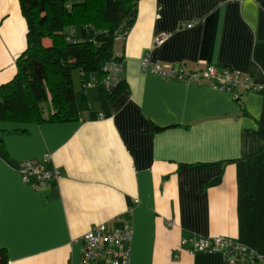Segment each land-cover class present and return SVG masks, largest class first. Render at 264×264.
Masks as SVG:
<instances>
[{"label":"crops","instance_id":"1","mask_svg":"<svg viewBox=\"0 0 264 264\" xmlns=\"http://www.w3.org/2000/svg\"><path fill=\"white\" fill-rule=\"evenodd\" d=\"M26 34L19 0H0V86L15 76ZM112 52L117 93L73 72L78 120L0 121L4 264H80V237L95 224L131 226L129 264H224L181 244L199 237L264 255V88L234 100L140 67L143 57L164 70L229 67L264 86V0H136ZM46 154L61 175L33 189L18 169Z\"/></svg>","mask_w":264,"mask_h":264},{"label":"trees","instance_id":"2","mask_svg":"<svg viewBox=\"0 0 264 264\" xmlns=\"http://www.w3.org/2000/svg\"><path fill=\"white\" fill-rule=\"evenodd\" d=\"M27 24L16 74L0 86V121L63 123L79 119L72 74H97L120 61L112 46L134 21L136 0H19ZM50 40L45 46L43 40ZM122 80L111 95L121 88ZM151 128L155 127L151 124ZM157 128V127H156ZM159 129V128H158ZM6 262L0 250V264Z\"/></svg>","mask_w":264,"mask_h":264},{"label":"built area","instance_id":"3","mask_svg":"<svg viewBox=\"0 0 264 264\" xmlns=\"http://www.w3.org/2000/svg\"><path fill=\"white\" fill-rule=\"evenodd\" d=\"M187 26L191 27V25ZM140 67L141 70L155 74L164 80L172 79L185 83L209 82L213 88L230 93L234 100H238L243 93L256 92L264 88L250 76L229 67L206 65L202 69L186 71L178 66L164 70L161 64L152 61L149 57L141 59ZM105 71L107 74L101 82L106 90L110 91L122 80L121 60L107 63ZM49 161L48 154L40 160L23 161L18 169L22 181L28 183L33 189L55 182L61 173L57 168L50 169ZM131 240L132 229L127 223L120 228H109L106 224L92 225L80 237V264H129ZM181 244L187 245L190 253H218L224 264H264V255L222 236L183 239Z\"/></svg>","mask_w":264,"mask_h":264}]
</instances>
